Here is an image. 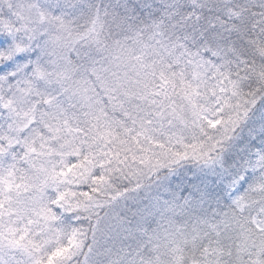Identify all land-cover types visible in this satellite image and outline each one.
<instances>
[{"label": "snow or ice", "instance_id": "6c2138e0", "mask_svg": "<svg viewBox=\"0 0 264 264\" xmlns=\"http://www.w3.org/2000/svg\"><path fill=\"white\" fill-rule=\"evenodd\" d=\"M0 264H264V0H0Z\"/></svg>", "mask_w": 264, "mask_h": 264}]
</instances>
